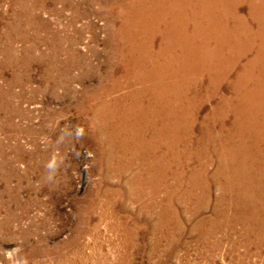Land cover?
I'll return each mask as SVG.
<instances>
[{
	"label": "rangeland",
	"instance_id": "rangeland-1",
	"mask_svg": "<svg viewBox=\"0 0 264 264\" xmlns=\"http://www.w3.org/2000/svg\"><path fill=\"white\" fill-rule=\"evenodd\" d=\"M259 1L0 0V264H264Z\"/></svg>",
	"mask_w": 264,
	"mask_h": 264
},
{
	"label": "bare ground",
	"instance_id": "bare-ground-1",
	"mask_svg": "<svg viewBox=\"0 0 264 264\" xmlns=\"http://www.w3.org/2000/svg\"><path fill=\"white\" fill-rule=\"evenodd\" d=\"M142 1V3L144 4V0H141ZM145 1H148V3H156V5H154L153 7H151V5H150V7H144L143 8V14L144 15H146L148 18H151L153 15H154V12L156 11V8H158V10H162V13H166L167 11H169V10H174L175 8L177 9L176 11H175V15H176V17H177V19L179 20V13H181V12H183V10H184V8H183V6L182 5H180V2H178L179 0H145ZM206 1V0H205ZM210 1V0H209ZM187 3V2H186ZM189 3V2H188ZM197 3V2H196ZM199 3V2H198ZM211 5V4H210ZM236 5V4H235ZM192 6V5H191ZM205 6V5H204ZM207 6V5H206ZM131 7H135L133 4H132V6ZM173 7H175V8H173ZM135 8H138V7H135ZM198 8V7H197ZM205 8V7H204ZM256 8L258 9V11H260V13L262 14V21L260 22V23H264V0H260L259 2H258V4H256ZM230 9V8H229ZM205 10V9H204ZM141 11H142V8H141ZM178 11H179V13H178ZM184 12H185V10H184ZM200 12V11H199ZM204 12V11H203ZM188 13V12H187ZM190 14V13H189ZM169 15V14H168ZM185 15V14H184ZM235 15L237 16V13H235ZM190 16V15H189ZM258 16V15H257ZM237 17H239V15L237 16ZM175 18V17H174ZM198 18V17H197ZM251 19V18H250ZM171 20V19H170ZM231 20H233V19H231ZM249 20V19H248ZM180 21V20H179ZM235 21V20H234ZM239 21V20H238ZM184 23V22H183ZM246 23V22H245ZM259 23V22H258ZM221 25V24H220ZM250 25V24H249ZM152 27V26H151ZM155 28V27H154ZM248 28V27H247ZM148 29V28H147ZM236 30V29H235ZM251 29L249 28V32L251 33V35L253 36L254 34L252 33V31H250ZM238 31V30H237ZM211 32V31H210ZM235 33V32H234ZM238 33V32H237ZM155 34V33H154ZM122 37V36H121ZM154 37V36H153ZM259 37V36H258ZM123 40V39H122ZM121 40V41H122ZM260 41V40H259ZM233 42V41H232ZM254 42V41H253ZM257 43V42H256ZM255 44V43H254ZM258 44V43H257ZM126 46V45H125ZM259 46H260V50H258V52H255L256 53V55H255V58L253 59L255 62H254V65H255V63L256 62H259V60L260 61H262L263 62V67L261 68V71H263L264 70V39L260 42V44H259ZM125 49V48H124ZM123 49V50H124ZM127 49V48H126ZM151 50V49H150ZM128 51V50H127ZM159 51V50H158ZM124 52V51H123ZM129 52V51H128ZM121 54V53H120ZM124 55V54H123ZM161 55V54H160ZM187 55V54H186ZM236 56V55H235ZM125 57V56H124ZM216 60V59H215ZM253 65V66H254ZM258 65V64H257ZM129 66V65H128ZM249 67H250V65H249ZM258 67V66H257ZM258 69V68H257ZM131 70V69H130ZM207 70V69H206ZM243 70H245L244 68H243ZM256 70V69H255ZM166 71V70H165ZM259 71H260V69H259ZM258 71V72H259ZM264 72V71H263ZM262 72V73H263ZM254 73V72H253ZM263 75H264V73H263ZM261 76H262V74H261ZM243 77V76H242ZM161 78V77H160ZM260 78V77H259ZM226 79V78H225ZM247 79H249V78H247ZM257 79V78H256ZM263 79V78H262ZM264 80V79H263ZM245 81V80H244ZM243 82V81H242ZM164 84V83H163ZM189 85V84H188ZM247 85V84H246ZM264 87V86H263ZM262 88V87H261ZM259 94V93H258ZM183 95V94H182ZM242 96V95H241ZM245 96V95H244ZM257 96V95H256ZM247 99V98H246ZM112 100V99H111ZM244 100V99H243ZM248 100V99H247ZM226 103V102H225ZM176 104V103H175ZM213 104V103H212ZM262 104V103H261ZM242 105V104H241ZM257 105V104H256ZM243 106V105H242ZM258 106V105H257ZM183 107V106H182ZM252 107V106H251ZM116 108V107H115ZM254 108V107H253ZM257 108V107H256ZM131 109V108H130ZM247 109V108H246ZM251 109V108H250ZM219 112V111H218ZM253 112V111H252ZM191 113V112H190ZM224 113V112H223ZM251 113V112H250ZM135 114V113H134ZM243 114V113H242ZM263 114V113H262ZM155 116V115H154ZM242 117V116H241ZM250 117V116H249ZM252 117V116H251ZM256 117V116H255ZM258 117V116H257ZM263 117V116H262ZM259 118V117H258ZM261 118V117H260ZM147 120V119H146ZM244 121V120H243ZM254 121V120H253ZM199 124V123H198ZM204 125V124H203ZM230 125V124H229ZM256 124H253L252 126L255 128L256 126H255ZM261 125V124H260ZM187 127V126H186ZM247 129H249V127H246ZM245 128V129H246ZM252 128H250V130H251ZM219 131V130H218ZM221 133V132H220ZM138 136V135H137ZM199 139V138H198ZM225 141H227V139L225 140ZM222 142V141H221ZM224 142V141H223ZM228 142V141H227ZM211 143V142H210ZM238 143V142H237ZM236 143V144H237ZM221 144V143H220ZM225 144H227V143H225ZM261 144V143H260ZM205 146V145H204ZM242 146V145H241ZM233 147V146H232ZM231 147V148H232ZM264 147V146H263ZM230 148V147H229ZM223 151L225 152V145L223 146ZM246 149V148H245ZM226 152H227V150H226ZM244 152L246 153L247 151L246 150H244ZM147 153V152H146ZM232 155H234V154H232ZM248 154H243V155H241L240 157H244V156H247ZM258 155V154H257ZM206 156V155H205ZM231 157V156H230ZM242 159V158H241ZM261 159V158H260ZM234 160V159H233ZM248 161V160H247ZM256 161H257V159H256ZM230 162V161H229ZM261 162V161H260ZM264 163V162H263ZM230 164V163H229ZM234 164V163H233ZM255 164V163H254ZM261 165V164H260ZM221 167V166H220ZM230 167V166H229ZM242 167H244V166H242ZM248 167V166H247ZM224 169V168H223ZM222 169V170H223ZM231 169V168H230ZM239 169H241V168H239ZM231 170H233V169H231ZM244 170V169H243ZM249 171V170H248ZM205 175V174H204ZM236 176H237V174H236ZM233 179H235V178H233ZM228 181V180H227ZM234 185V184H233ZM228 191V190H227ZM262 194V193H261ZM252 195V194H251ZM258 196V195H257ZM233 202V201H232ZM239 203V202H238ZM245 204V203H244ZM235 206V205H234ZM234 206H233V208H234ZM257 207V206H256ZM263 207V206H262ZM238 209V208H237ZM229 210V209H228ZM233 210V209H232ZM255 212V211H254ZM234 214V213H233ZM238 216V215H237ZM240 216V215H239Z\"/></svg>",
	"mask_w": 264,
	"mask_h": 264
}]
</instances>
